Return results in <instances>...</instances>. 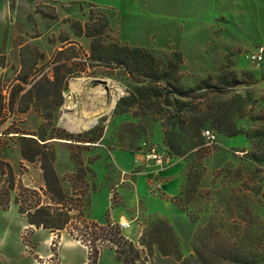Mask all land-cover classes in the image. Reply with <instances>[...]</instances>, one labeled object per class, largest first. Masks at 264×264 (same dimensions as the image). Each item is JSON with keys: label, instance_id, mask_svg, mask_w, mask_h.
<instances>
[{"label": "rangeland", "instance_id": "rangeland-1", "mask_svg": "<svg viewBox=\"0 0 264 264\" xmlns=\"http://www.w3.org/2000/svg\"><path fill=\"white\" fill-rule=\"evenodd\" d=\"M112 17L116 13L87 3L49 0H36L29 12L23 6L15 11L14 51L0 79V133L13 134L0 136V149L2 158L13 167L16 182L15 190L7 195L9 208H0V261L33 264V258L48 254L52 255L48 264H59L61 258L74 259L77 264L87 259L88 249L73 241L67 231L54 233L49 244V230L34 233L35 226L20 230L23 216L15 203L20 187L45 190L39 158L29 163L21 155L19 139L23 136L48 143L55 153L56 173L69 196L74 189L80 192L84 188L78 178L83 171L89 185L84 211L92 221L102 219L104 224L120 207L115 186L119 172L109 152L141 153L144 143L170 152L182 164L181 193L172 200L179 209L180 234L169 220L146 213L143 205L136 224L119 227L122 234L138 250L152 254L153 264H178L171 257H162L156 247L148 250L139 245L145 230L157 219L173 229L185 257H196L197 250L203 264H264V77L261 68L247 59L253 48H239L238 34H134L127 23L118 34L111 25ZM106 20L110 27L106 44L145 49L158 62L159 70L194 98L202 111L219 115L220 128L211 122L205 125L217 136L216 144L209 146L203 139L202 149L197 151L183 141L181 154L170 150L166 117L177 114V97L171 90L155 96L142 77H132L116 65L97 66L91 61L92 40L76 33L91 32ZM5 61L0 56V66H6ZM99 86L106 95L95 103L90 97ZM136 87L148 93L152 105L137 100ZM111 91L126 95L108 112ZM169 100L171 106H167ZM64 113L75 118L77 131L70 129L67 120L60 123ZM92 118L96 122L90 128ZM181 127L186 128L177 126L176 133ZM6 180L1 179L0 188H7ZM40 203L51 205L47 193L41 192ZM12 209L18 217L11 214ZM61 240L70 241L74 248L62 246ZM96 246L98 264H122L115 246L108 242Z\"/></svg>", "mask_w": 264, "mask_h": 264}, {"label": "trees", "instance_id": "trees-1", "mask_svg": "<svg viewBox=\"0 0 264 264\" xmlns=\"http://www.w3.org/2000/svg\"><path fill=\"white\" fill-rule=\"evenodd\" d=\"M109 30V22L106 20L100 28H95L91 32L81 30L76 34L78 36L85 34L92 40L90 59L93 62L96 61L97 66L116 65L123 68L132 77H142L151 84L152 88L149 91L155 96L161 95L163 91L171 90L170 93L173 97H177L174 101L177 114L170 116V118L166 117L168 126L171 129V132L167 131L165 133L167 146L178 155L182 153L181 145L183 141L187 142L193 150H201L202 141L205 140L203 132L207 130L205 129L206 123L211 122L214 127L218 128L223 125L219 115H211L202 111L194 98L184 94L183 91L171 83V78L166 72L159 70L158 62L145 49L130 48L115 42L106 44L105 39L109 38ZM64 52L65 50L59 51L57 55H62ZM55 59L57 60V57ZM172 68L174 70V67ZM134 89L136 90L137 100L150 104L147 92L138 87ZM121 101L122 99L119 104ZM166 103L167 106L172 105L170 100ZM154 105L159 109L162 108L159 102H155ZM184 111L186 115H183L182 112ZM177 126L186 128L181 127L179 133H176ZM183 130H186V132H183ZM15 133L19 134L18 132ZM12 134L11 132L0 133V136H10ZM171 137L174 140H171ZM37 139L23 136L19 139L21 141V155L25 161L34 163L39 158L45 183V190L41 189L40 191L21 186L20 193L15 198L18 212L26 218L28 224L35 226L37 229L49 230L52 233L67 231L73 240L88 249L87 264H98L100 250L96 246L97 242H108L115 246L116 258L122 264H153L151 262L152 254L147 255L138 250L135 244L122 234L118 224L112 223L109 218L105 224H99L89 218L83 208L85 198L89 192V185L82 176L83 171H81L78 178L83 182L84 188L80 192L74 189L73 196H69L64 191L61 179L56 173L54 151L48 149V143L39 144ZM168 153L173 158H178L170 152ZM3 177L7 178V188H0V208L6 211L10 205V198L7 195L10 191L15 190L16 178L13 167L2 158L0 149V182ZM41 192L47 193L51 205L40 203ZM139 245L148 250L156 247L162 257H171L178 264H203V257L197 250L196 257H185L182 254L180 241L173 229L160 219H157L145 230ZM53 246L55 248L57 244L53 242Z\"/></svg>", "mask_w": 264, "mask_h": 264}, {"label": "crops", "instance_id": "crops-1", "mask_svg": "<svg viewBox=\"0 0 264 264\" xmlns=\"http://www.w3.org/2000/svg\"><path fill=\"white\" fill-rule=\"evenodd\" d=\"M49 1L58 4L80 2L108 9L116 13V17L111 18V25L118 34L122 33L123 23H127V29H131L134 34H238L236 40L239 48L254 49L264 45V0ZM35 2L36 0H0V56L6 57V66H0V79L9 68V60L14 51L17 22L14 19L15 11L23 6L29 12L35 7ZM19 25L24 24L19 23ZM261 75L264 77V64ZM109 154L119 172V181L115 186L120 195V207L118 206V210L111 214L112 223L126 222L132 227L140 217V205H143L146 213L169 220L180 234V226L176 222L179 209L172 200L181 193L182 189L181 159L173 158L170 165L160 169L153 162H145L139 153L115 150ZM153 191L163 198L152 196ZM11 214L18 217L16 210L12 209ZM21 221V231L30 229L24 217ZM94 221L99 224L105 222L102 219H94ZM32 231L35 233L44 229L36 228ZM53 237L54 233H50L46 242L51 244ZM182 240L185 241L186 238ZM60 244L70 249L74 248L67 240H61ZM82 247L86 248L83 245ZM86 253L88 256V250ZM51 257V254L39 256L33 258L32 262L48 264ZM87 261L88 258L79 264H87ZM3 262L5 259H2L0 264ZM59 264L77 263L71 258H61Z\"/></svg>", "mask_w": 264, "mask_h": 264}, {"label": "built area", "instance_id": "built-area-1", "mask_svg": "<svg viewBox=\"0 0 264 264\" xmlns=\"http://www.w3.org/2000/svg\"><path fill=\"white\" fill-rule=\"evenodd\" d=\"M247 59L256 68H262V65L264 64V45L255 47L251 52L247 54ZM124 95L126 94L121 93L120 97ZM66 120L69 121V119L65 116L64 113L60 119V123ZM91 127L92 126H90V128ZM203 136L206 140L207 145L211 146L217 143V136L212 131L204 130ZM144 147H145L144 150L139 154H141L145 162H153L155 166H157L160 169H163L171 164L173 157L167 151L161 150L156 146H151L146 143H144ZM118 225L121 229H126L129 227V224L126 222L119 223Z\"/></svg>", "mask_w": 264, "mask_h": 264}, {"label": "bare ground", "instance_id": "bare-ground-1", "mask_svg": "<svg viewBox=\"0 0 264 264\" xmlns=\"http://www.w3.org/2000/svg\"><path fill=\"white\" fill-rule=\"evenodd\" d=\"M93 92H94V94L90 97V99L93 100L92 102H95V103H96V100H98L99 96H105L106 95L105 91H103V89H101L100 86L97 87ZM111 93H113V95H111V100L107 106L108 112H110L114 109V107L116 106V104L119 100V97H120V93L117 94L114 91H111ZM107 94H109V96H110V93L107 92ZM66 116L69 119L68 122H69L70 129L72 131H77L79 129V125L76 123L75 118L72 115H70L69 113H67ZM95 122H96V120L94 118H92V120L89 122V125L93 126V125H95Z\"/></svg>", "mask_w": 264, "mask_h": 264}]
</instances>
